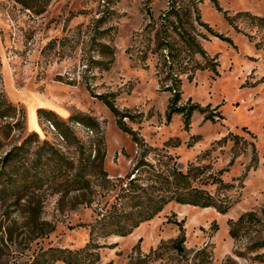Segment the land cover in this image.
I'll use <instances>...</instances> for the list:
<instances>
[{"label":"rangeland","instance_id":"obj_1","mask_svg":"<svg viewBox=\"0 0 264 264\" xmlns=\"http://www.w3.org/2000/svg\"><path fill=\"white\" fill-rule=\"evenodd\" d=\"M217 2L199 4L202 19L232 43L202 41L217 66L183 78L178 106L202 110L186 128L181 113L168 117L156 56L137 57L147 9L157 17L167 0H50L41 12L0 0V264H46L49 248L85 246V225L118 184H156L177 167L203 168L193 183L227 210L169 202L129 234L99 237L100 261L129 264L165 244L146 264H190L204 247L212 264H264V26L239 15L264 18V0ZM82 161L93 163L90 189L72 190L66 176ZM248 211L258 227L235 240L229 223ZM181 233L184 255L170 246Z\"/></svg>","mask_w":264,"mask_h":264},{"label":"trees","instance_id":"obj_2","mask_svg":"<svg viewBox=\"0 0 264 264\" xmlns=\"http://www.w3.org/2000/svg\"><path fill=\"white\" fill-rule=\"evenodd\" d=\"M16 1L27 8L37 10L36 12L43 11L50 2V0ZM202 1L167 0V8L157 17H154L150 9H147V23L136 34L138 59L145 63L150 53L155 55L159 82L165 90L171 92L168 117L170 118L172 113H181L186 128L190 125L192 113L195 110H202L197 104L178 106L183 78L191 80L196 71H216L217 66L215 57H210L207 54L202 41L215 36L232 43L230 38H224L203 21L199 9V4ZM211 1L220 10L217 0ZM242 14L248 16L252 24L264 26V18L251 15L248 12L239 13V15ZM225 18L230 25H233L232 17L225 14ZM103 47L112 52L108 45ZM110 108L114 113H117L114 107L110 106ZM207 118L213 119V117ZM85 123L91 125L88 121ZM118 125L125 130L121 121H118ZM132 139L140 144L136 136H132ZM9 157L8 153L5 158ZM92 164L88 165L86 161H82L79 173H75L71 179L66 176L67 182L70 183L66 185L72 190H89L91 184L87 183L89 181L86 177L93 175ZM61 166L62 164H60V169ZM99 171L103 175H107L102 168ZM204 172L203 168L198 167L185 172L177 167L168 174L157 173L153 179L156 184H133V180L127 184H118L119 189L113 201L105 203L102 210L98 212L95 221L85 225L90 227V241L79 249L49 248L46 250L45 263L52 264L60 260L68 264H112L100 261L95 241L99 237L111 234L123 236L131 233L142 221L153 218L166 204L172 201L202 207L213 206L218 211L225 212L227 206L217 204L206 190L193 183ZM100 185L105 187L107 184ZM258 222L255 212H245L237 220L230 221L229 234L235 240L246 237L255 231ZM184 241V235L181 233L170 246L177 254L184 255ZM256 243L259 245L258 242ZM262 244H264V239ZM163 248H165V244L160 245L149 254H138L135 258H131L129 264H146L148 261L157 260L161 257ZM190 264H212L211 252L207 251L206 247L196 251Z\"/></svg>","mask_w":264,"mask_h":264}]
</instances>
